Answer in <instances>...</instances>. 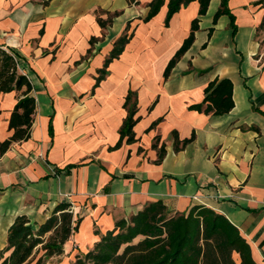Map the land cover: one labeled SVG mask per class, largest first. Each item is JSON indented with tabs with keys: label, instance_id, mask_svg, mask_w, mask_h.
I'll list each match as a JSON object with an SVG mask.
<instances>
[{
	"label": "crops",
	"instance_id": "0c3cea01",
	"mask_svg": "<svg viewBox=\"0 0 264 264\" xmlns=\"http://www.w3.org/2000/svg\"><path fill=\"white\" fill-rule=\"evenodd\" d=\"M151 1L0 0V46L17 55L35 98L29 137L0 153V247L16 216L36 227L69 202L78 228L46 264H70L116 220L160 200L169 215L192 205L223 214L264 264V7L227 0L232 28L228 14L213 19L221 0H210L202 15L192 0L168 20L164 0L144 21ZM194 18L193 42L164 77ZM126 28L129 41L94 85ZM221 78L232 82L228 112L189 108ZM129 90L139 117L134 140L114 147ZM21 94L0 93V142L13 133L8 119ZM172 131L180 141L193 137L175 150Z\"/></svg>",
	"mask_w": 264,
	"mask_h": 264
},
{
	"label": "trees",
	"instance_id": "16d2710c",
	"mask_svg": "<svg viewBox=\"0 0 264 264\" xmlns=\"http://www.w3.org/2000/svg\"><path fill=\"white\" fill-rule=\"evenodd\" d=\"M190 1L192 0H168L166 19ZM197 1L198 14L202 15L210 0ZM163 2L164 0H152L144 21L155 15ZM255 3L264 7V0H257ZM220 14H228L233 28L234 17L227 8V0L220 1L214 21ZM98 22L104 25L99 18ZM197 29L198 18H194L189 34L168 61L164 77H167L177 60L189 48ZM258 29H264V14ZM131 35L126 28L115 40L94 85L103 78L108 63L121 53ZM18 66L17 55L11 49L0 46V93L11 90L22 92L8 119V128L12 129L13 133L8 139L0 142V153L12 142L29 137L35 111L31 83L26 75L18 70ZM124 107L127 108V114L119 128V140L114 147H118L123 139L126 142L134 140L132 128L139 117L135 116L137 100L133 90L128 91ZM232 107V82L229 78L209 82L204 89L203 99L189 106L190 109L214 115L224 114ZM48 132L52 136L51 121ZM171 135L175 150L183 147L193 137L191 135L190 138L180 141L176 131H172ZM155 145L154 141L152 146ZM162 155L163 152L160 151L156 161H159ZM79 222V217L73 218L69 202L57 203L45 221L36 227L27 216H16L8 227L6 245L0 247V264H44L48 256L63 251L64 242L77 230ZM94 230L99 232L97 228ZM136 237L138 238L135 240ZM40 249L43 252L35 257ZM234 252L238 253L241 264H258L251 255L250 245L245 237L223 214L207 206L192 205L186 212L169 215L163 202L156 200L145 204L128 220H116L111 229L100 233L92 247L77 253L70 264H237L233 257Z\"/></svg>",
	"mask_w": 264,
	"mask_h": 264
},
{
	"label": "rangeland",
	"instance_id": "374dc122",
	"mask_svg": "<svg viewBox=\"0 0 264 264\" xmlns=\"http://www.w3.org/2000/svg\"><path fill=\"white\" fill-rule=\"evenodd\" d=\"M138 237H136L135 238V240L137 239ZM37 256V253L35 254V257ZM35 257H34V259H35ZM48 258H46V260H47ZM46 260H45V263L44 264H46Z\"/></svg>",
	"mask_w": 264,
	"mask_h": 264
}]
</instances>
